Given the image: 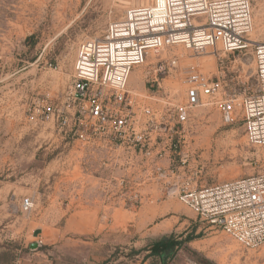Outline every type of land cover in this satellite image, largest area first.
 <instances>
[{
    "label": "rangeland",
    "instance_id": "1",
    "mask_svg": "<svg viewBox=\"0 0 264 264\" xmlns=\"http://www.w3.org/2000/svg\"><path fill=\"white\" fill-rule=\"evenodd\" d=\"M250 1V38L264 42V0ZM146 2L0 0V264H140L141 257L134 263L110 257L148 237L193 228L200 238L180 250L173 264H264V246L241 248L174 199L115 195L120 183L113 177L121 172L106 168L105 155L84 149L69 129L59 132L48 115L70 84L79 44L102 38L128 7ZM212 49L175 48L178 67L158 76L159 86L150 82L146 66L132 72L128 86L155 104L182 102L194 75L200 82L219 79L237 96L253 93L251 50ZM187 130L199 185L264 171L262 150L247 144L238 121L224 125L214 106L194 108ZM25 199L33 202L29 211L22 210ZM33 243L40 247L30 249Z\"/></svg>",
    "mask_w": 264,
    "mask_h": 264
},
{
    "label": "built area",
    "instance_id": "2",
    "mask_svg": "<svg viewBox=\"0 0 264 264\" xmlns=\"http://www.w3.org/2000/svg\"><path fill=\"white\" fill-rule=\"evenodd\" d=\"M252 31L250 0H147L130 6L102 38L79 44L70 84L48 115L59 132L69 129L84 149L105 155L106 168L121 172L113 177L120 183L115 195L174 199L241 248L257 250L264 246V171L199 185L200 167L187 141L191 111L211 105L224 125L241 123L247 144L261 149L264 160V42L253 41ZM178 47L223 54L251 50L255 91L237 96L219 79L200 82L194 75L182 102L155 104L129 88L132 72L145 66L159 86L157 77L178 67ZM32 206L29 199L21 205L23 211Z\"/></svg>",
    "mask_w": 264,
    "mask_h": 264
},
{
    "label": "trees",
    "instance_id": "3",
    "mask_svg": "<svg viewBox=\"0 0 264 264\" xmlns=\"http://www.w3.org/2000/svg\"><path fill=\"white\" fill-rule=\"evenodd\" d=\"M200 238L195 235L194 228L188 232L176 233L169 231L160 235L146 238L140 247H131L129 250L117 249L111 255H119L130 262H137V257H141L140 264H173L178 252L185 249L189 243ZM89 264H107L103 262H91Z\"/></svg>",
    "mask_w": 264,
    "mask_h": 264
},
{
    "label": "water",
    "instance_id": "4",
    "mask_svg": "<svg viewBox=\"0 0 264 264\" xmlns=\"http://www.w3.org/2000/svg\"><path fill=\"white\" fill-rule=\"evenodd\" d=\"M40 247V243H33V244H31L30 245V249H37V248H39Z\"/></svg>",
    "mask_w": 264,
    "mask_h": 264
},
{
    "label": "bare ground",
    "instance_id": "5",
    "mask_svg": "<svg viewBox=\"0 0 264 264\" xmlns=\"http://www.w3.org/2000/svg\"><path fill=\"white\" fill-rule=\"evenodd\" d=\"M127 3V2H126ZM263 29V28H262ZM261 31H264V30H261ZM212 51H214V48L212 49ZM183 53V52H182ZM184 53H186V52H184Z\"/></svg>",
    "mask_w": 264,
    "mask_h": 264
}]
</instances>
